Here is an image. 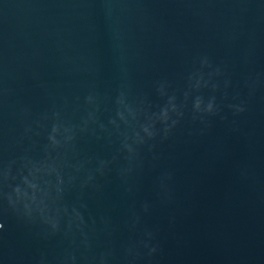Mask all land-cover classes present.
I'll use <instances>...</instances> for the list:
<instances>
[{"label": "water", "instance_id": "95a60500", "mask_svg": "<svg viewBox=\"0 0 264 264\" xmlns=\"http://www.w3.org/2000/svg\"><path fill=\"white\" fill-rule=\"evenodd\" d=\"M0 264H264V0H0Z\"/></svg>", "mask_w": 264, "mask_h": 264}]
</instances>
